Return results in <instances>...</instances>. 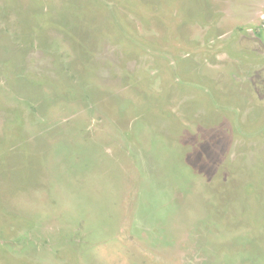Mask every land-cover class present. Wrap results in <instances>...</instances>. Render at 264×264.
Wrapping results in <instances>:
<instances>
[{
    "label": "rangeland",
    "instance_id": "374dc122",
    "mask_svg": "<svg viewBox=\"0 0 264 264\" xmlns=\"http://www.w3.org/2000/svg\"><path fill=\"white\" fill-rule=\"evenodd\" d=\"M0 264H264V0H0Z\"/></svg>",
    "mask_w": 264,
    "mask_h": 264
}]
</instances>
